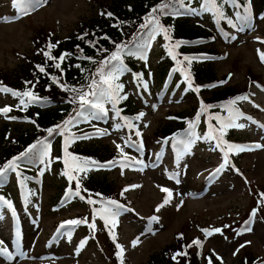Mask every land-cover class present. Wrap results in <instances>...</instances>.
<instances>
[{
  "label": "rangeland",
  "instance_id": "obj_1",
  "mask_svg": "<svg viewBox=\"0 0 264 264\" xmlns=\"http://www.w3.org/2000/svg\"><path fill=\"white\" fill-rule=\"evenodd\" d=\"M99 1L102 0H46L43 6H37L24 17L19 14L13 0H0V79L10 82L11 76H15L23 65L22 61L31 55L33 39L39 33L44 32L45 39L50 35L66 39L76 32L83 19L92 18L100 11V5L95 3ZM103 1L110 5L112 0ZM257 1L250 0V3L255 5ZM162 3L170 7L173 1L164 0L159 5ZM186 7L178 9L177 15L182 18L181 21L215 34V42L204 41V46L208 49L216 45L222 53L213 63L215 75L220 80L218 85L246 84L247 72L259 76L260 80L264 79V61L260 59V53H264V20L256 8L243 17L233 0H222L224 22L232 21L231 30L227 33L221 29L216 9L206 11L205 2L188 0ZM207 7L212 8V5L208 4ZM16 15L14 21L5 19ZM128 32L132 34V30L128 29ZM152 34L147 43L138 44L132 49L133 54L125 53L127 61L123 60V64L126 70L115 81L123 85L119 96L124 98L119 99L115 107L105 103L109 117L112 113L117 114L118 102L127 103L126 97L141 111L143 117L140 121L129 119L130 134L119 115L113 117L111 124V118L106 122V117L102 116L93 119L85 111L84 115L88 118L79 116L73 124L74 134L88 125L104 127L101 132L106 134L98 138L97 144L103 148L109 147L108 152L128 156L132 161L128 164L131 165L117 164L107 168V172H102L105 171L103 169L99 172H80L82 166L71 163L70 171L88 181H115L117 192L122 187L127 189L131 206L120 210L114 225L109 222L116 236L113 242L123 246V264H145L149 257L162 252L168 245H178L181 234L186 242L201 241L205 254L213 252L215 258H222L226 264L239 263L248 252L254 253L252 256L260 262L264 261V215H257L251 224V231L238 235L233 226L242 221L255 205L248 193L247 178L253 190L264 188V127H261L264 125V90L258 86L254 90L255 98L241 100L233 107L242 113L241 116L229 113L228 117L231 114L235 123L243 124V128H223L232 139L249 140L254 145H260L258 149L244 148L241 151L233 148L231 161L225 154H215L208 146L198 143L202 134L200 126L194 139L190 138V131L181 135L179 141H193L186 151L176 144L175 151L167 149L161 152L160 142L154 135L162 125L171 121L170 113H183L200 106L201 101L209 98L215 89L209 88L200 93L195 90L196 87L181 85L175 77V70L166 79L168 66L163 55L165 38L157 27ZM134 69L139 70L141 75L137 76ZM20 99L12 93L0 91V109H11L7 113L0 111V147L11 136L35 128L33 121L15 114V110L19 109L16 106L27 107L26 99L23 97V105ZM56 102L58 106L53 104L52 108L64 104L62 101ZM42 109L44 107L38 110ZM253 111L257 114V123L248 119ZM198 119L199 123L205 121L204 114L201 113ZM224 121L225 118L221 122ZM117 125L121 127L117 128ZM72 141L74 139L70 138L64 143L53 137L38 149L28 162L36 170L35 181L18 182L14 172L0 178V187L7 191L6 198L0 200V241L4 242L0 247L7 250L5 246L8 245L11 248V253L0 254V264H114L112 249L103 243V237L100 242L110 259L102 254L95 240L89 239L81 225L70 226L69 230L66 226L60 227L61 224L69 225L66 222L79 215L89 213L87 206L72 205L74 195L66 196H70V199L61 198L65 182L59 178L57 166L63 165L64 160L60 157L62 152L70 149ZM94 144L88 141L82 146L87 148ZM177 148H180V153ZM161 155L163 161L160 163L158 158ZM218 168L221 170L215 172ZM161 188L171 190L172 195L169 203L157 212V207L168 195ZM4 201L9 202L11 207ZM26 207L30 216L24 218ZM11 212L17 214L14 216L17 226L13 223ZM153 216L158 217V221L151 220ZM98 225L102 227L103 222L99 221ZM212 227H224V233L206 235L202 231ZM16 228L19 230L16 231ZM100 232V237L106 234L103 229ZM83 239H88L86 244H82ZM137 239L139 242L133 246Z\"/></svg>",
  "mask_w": 264,
  "mask_h": 264
},
{
  "label": "trees",
  "instance_id": "obj_2",
  "mask_svg": "<svg viewBox=\"0 0 264 264\" xmlns=\"http://www.w3.org/2000/svg\"><path fill=\"white\" fill-rule=\"evenodd\" d=\"M164 0H112L109 4L105 1L95 2L100 5V11L92 15V18L83 19L78 25L76 32L66 39H60L57 36L50 35L45 39V33H39L33 40L34 47L31 55L26 56L22 61L23 65L20 66L19 71L15 72V76H11L9 84L16 91H31L37 99H45L54 101L56 99H67V104L59 106L44 112L29 111L26 114H21L32 120L35 118L40 127L34 128L29 131H21L20 133L11 136V139L3 146L0 147V169H4L9 161L14 158L21 157L17 161L18 167L23 168V157L33 153L29 149L39 141H43L50 133L48 130L52 129L57 131L65 128V122L70 120L73 113L80 110V101L74 99L78 97V92L65 90L66 87H75L78 90L88 91L89 85L94 78L100 62L107 57H110L113 52L117 51V45H124L126 48L133 47L137 41L142 37L141 34L149 31L152 26V21L157 20L164 29L171 33V38L168 41L169 48L165 49L167 54L174 55L178 62L187 64L189 70L194 74L199 83L213 82L216 79L213 64L203 63L198 64L195 61L185 60L187 56L192 59L194 52L198 51L193 48L191 42H199L202 40L213 39L212 33L189 26L188 23L170 16L179 8L180 4H186V0H172L173 3L165 12H152L153 8H157ZM240 4L245 0H237ZM260 6H264V0H260ZM218 5H221V0H216ZM102 13H104L102 15ZM107 13H111L109 16ZM168 14V15H166ZM150 15L155 19H149ZM155 15H158L157 17ZM128 29L132 30L129 34ZM86 34V35H85ZM129 35H132L129 37ZM78 37H83L80 39ZM177 41L180 46L177 48ZM55 47L49 48V45ZM106 50V51H105ZM171 52L169 53V51ZM200 51H208L212 54H219L216 47H211L210 50L199 49ZM51 56L56 57L57 60L48 59L44 52H49ZM69 53L63 62H60V68L54 65L58 62L60 55ZM90 57L91 59H87ZM174 62L176 63L175 59ZM45 68V72H40L37 66ZM79 65V67H77ZM167 65V64H166ZM56 76L59 83L52 80ZM99 79V77H95ZM259 76L254 73L248 72L247 81L251 84L258 80ZM8 80H5L7 82ZM31 82V83H26ZM247 85L228 86L223 89H217L211 94L208 101L214 105L229 103L235 100L238 96L245 93ZM32 99L31 97H27ZM38 113L39 116H36ZM186 113L180 114V122H173L164 126L160 131V135H172L176 130L182 129L187 123L185 120ZM75 117V116H74ZM72 117L71 120L74 118ZM59 126V127H58ZM80 155L95 156L99 161L108 159L106 152H101L100 148H77ZM86 159V158H85ZM88 161V160H87ZM90 161V160H89ZM63 170V167H61ZM9 173V170L4 174ZM1 177V176H0ZM75 180L72 179V184L65 186V189L75 190L79 192L80 197H84V205L90 208L91 214H97L94 209L98 210L96 204H89V198L92 200H102L104 202L115 200L119 202V193L117 192L115 181L108 180H89L86 182L74 184ZM190 245V246H189ZM187 255H179L177 253H184ZM251 252L242 257L237 264H255L256 258L252 256ZM209 257L212 264H221V261L214 259L213 253L204 254L203 251H198L192 241L185 242V239H179L178 245L170 244L162 250V252L151 256L145 264H209ZM109 258V256H108ZM227 262L223 261V264Z\"/></svg>",
  "mask_w": 264,
  "mask_h": 264
},
{
  "label": "snow or ice",
  "instance_id": "obj_3",
  "mask_svg": "<svg viewBox=\"0 0 264 264\" xmlns=\"http://www.w3.org/2000/svg\"><path fill=\"white\" fill-rule=\"evenodd\" d=\"M45 2H46V0H13L14 6L18 9L19 14H21V15L30 14L31 10H35V8L37 6H42L43 3H45ZM235 2H236V0H233L234 4H235ZM181 3H182V0H181ZM208 4H211L212 8H208L207 7ZM168 7H169V5L167 3H162L157 8H153L152 12L154 13L158 9L163 11L164 9H167ZM212 9H216L218 17L223 18L224 14H223V12L219 11V5L217 4L216 0H205V10L210 11ZM103 14L104 13H102V15ZM107 15L111 16L112 14L107 13ZM149 19H155V18L150 15ZM229 23H232V21L229 20ZM157 27H160L158 22H157ZM161 30L164 31V33H165V39H170V37L167 34L168 30L167 29H161ZM78 38L83 39V37H78ZM52 47H55V45L50 44L49 48H52ZM124 50H125L124 45H117V51L113 52L110 57H107L100 62V66L97 68L96 73L94 75V78L92 79L91 83L89 85H87V87L89 89L88 91H83V89L78 90L75 87L69 88V87H66L65 85H61V87H65V90H67V91L78 92V97L74 98V99H78L80 101V111L77 112L78 116H81L84 119H87L88 117L84 115L85 111H87L88 115L91 116L93 119H99L102 114L103 115L107 114V109H105V107H104L105 103H111L113 105V107H115L116 102L119 99L124 98V97L119 96V92L122 91L123 85L115 83V81L118 79L119 74L123 73L126 70V66L122 62V54L124 53ZM127 52H128V54H133L131 49H128ZM44 55L46 57H48V59L57 60L56 57L51 56L50 51L44 52ZM68 55H70V54L64 53V54L60 55L58 58V62L54 66L56 68H60V62H63L65 57ZM173 58H175V57H173ZM87 59H91V58L88 57ZM184 59L188 60L189 65H190V63H191L190 58L185 56ZM260 59L262 61H264V53H260ZM37 67L39 68L40 72H42V73L45 72L44 67H41L39 65ZM77 67H79V65H77ZM95 77H99V79H96ZM185 78L188 79L187 75ZM52 80L56 83H59V79L56 76H53ZM226 82L227 81H222L221 83H226ZM26 83H31V82H26ZM188 86L190 88L192 87L190 80H189ZM195 90L199 91V88H196ZM0 91L9 92L15 96L21 97V99H20L21 105H23L25 103V101L23 99V97H25V96L31 97L32 100L37 99L36 96L31 91H25L24 93H18V92L13 91L10 88H7V87L0 88ZM89 97H91V98H89ZM247 99H248L247 96L237 97V98H235V100L229 101V103L226 107H228L230 113L234 112L235 116L239 117L242 115V113H240L237 109H233L231 106L235 105L236 101H238V100H247ZM257 107H259V106H257ZM10 110L11 109L8 107H6L4 109H0V111H2L4 113H7ZM117 115H119L118 112H117ZM216 119L220 120L221 118L217 117ZM248 119H251V118L249 117ZM71 123H72L71 119L65 122L66 125L71 124ZM116 127L120 128L121 125H117ZM190 127H192V125H190ZM225 127L243 128L244 125L243 124H236L235 118L230 114V116L226 119V121L221 123V129H223ZM261 127H264V125H261ZM48 131L51 133L53 130L49 129ZM102 134H106V133H102ZM212 139H216V137H212ZM221 139H222V136H221ZM165 143H167V141H165ZM192 143H193V141H191V140L187 141V143H185V141H178L177 142V144L183 146L185 151L187 150V147L190 146ZM218 146H219V144H218ZM35 147L36 146L33 145L32 148L29 149V152H32L33 149H35ZM117 147L119 148L120 146L117 145ZM174 147H176V145H174ZM228 147H229V149L236 148L237 150H241V151L245 150L242 146H236V145H230L229 144ZM257 147H260V145H257ZM121 151H122V149H121ZM177 151H178V153H180V148H177ZM225 155L227 156V153ZM178 158H179V155H178ZM20 159H21V157H17V158H14L12 161H9L4 169H0V176H2L8 170L15 171L16 168L19 166L17 161ZM136 162L142 163L141 161H136ZM87 163L88 162L85 161L84 166L79 168L80 172H85L88 170L87 169ZM91 163L97 164V162H95V161H93ZM108 163L109 164H115L116 161H110ZM98 166L102 167L103 165H98ZM74 178L75 177L69 175V180H72ZM77 184L79 185L78 179H77ZM125 190H127V189H125ZM161 190L166 192L168 195L165 197L164 202L157 207V209H156L157 212L160 210V208L164 207L167 203H169V199L172 195L171 190H169L167 188H161ZM69 192H71V189H69ZM75 195L79 196L80 194H79V192H76ZM261 195L264 196V194H261ZM2 199L3 198H0V200H2ZM66 199H70V196L66 197ZM81 199H84V197H81ZM87 202L89 204L97 203V201H94L91 198H89ZM4 203H7L8 207H11V204L9 202L4 201ZM122 207L123 206L120 205L117 201L110 200V201L106 202L105 206L102 209H98V210L94 209V212L97 214H101V218H103L105 220L106 226L109 224L110 221L114 225L115 217L120 214V210L122 209ZM254 215H255V212H253V216ZM158 219L159 218L156 216L151 217V220H154V221H158ZM66 223L71 224V225H75V224H80V223H88V221L87 220H83V221L82 220H71V221H67ZM245 224H246V227L243 228L240 232H238L237 233L238 235L241 234V232H243V231H251V221H246ZM89 226L93 229L95 228L94 223L90 224ZM225 227H228V226H225ZM202 231H204L206 235H211L212 232H219L222 234L223 230L222 229H213L212 231H209L208 229H203ZM181 238H182V234H181ZM112 239L115 242V240H116L115 234H112ZM138 242H139L138 239L136 241H134L133 246H136V244ZM3 243H4L3 241H0V245H3ZM193 243H195L197 245H201V242L199 240H195V241H193ZM246 243H250V242H246ZM116 247L119 249V252L117 253V255L122 256L123 246L117 244ZM240 247H244V245H241ZM0 254H8V253H7V250L5 248L0 247ZM179 255H187V253L186 252L177 253V256H179ZM218 259H220L221 264H223L222 258L218 257ZM121 264H123L122 259H121ZM209 264H212L210 257H209Z\"/></svg>",
  "mask_w": 264,
  "mask_h": 264
}]
</instances>
